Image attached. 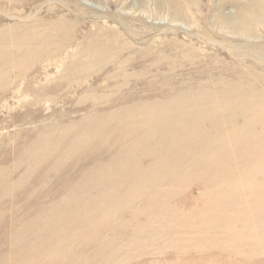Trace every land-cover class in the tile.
I'll list each match as a JSON object with an SVG mask.
<instances>
[{
    "label": "rangeland",
    "instance_id": "obj_1",
    "mask_svg": "<svg viewBox=\"0 0 264 264\" xmlns=\"http://www.w3.org/2000/svg\"><path fill=\"white\" fill-rule=\"evenodd\" d=\"M0 44L13 66L0 75V264H264V0H0Z\"/></svg>",
    "mask_w": 264,
    "mask_h": 264
},
{
    "label": "bare ground",
    "instance_id": "obj_2",
    "mask_svg": "<svg viewBox=\"0 0 264 264\" xmlns=\"http://www.w3.org/2000/svg\"><path fill=\"white\" fill-rule=\"evenodd\" d=\"M10 47L12 48L11 45H5V44L3 45V44H0V75H3V76L6 75V74L4 75L3 73H5V72H9V69H10L9 67H10V66L13 67V66L11 65V63H10L12 60H9V59H8V55L11 53ZM15 47H16V46H15ZM18 48H24L23 44L19 45ZM26 51H27V50H26ZM37 52H38V51H37ZM28 53H29V52H28ZM39 53H40V52H39ZM29 54H30V53H29ZM25 55H26V54H25ZM32 56H33V55H32ZM13 59L16 60V58H13ZM25 66H26V65H25ZM17 67H18V66H17ZM23 67H24V65H23ZM23 67H22V68H23ZM15 68H16V66H15ZM15 68H14V69H15ZM20 68H21V67H19V69H20ZM26 69H28V68H26ZM23 70H24V68H23ZM11 71H12V70H10V72H11ZM16 71H17V75H16V77H17V76H21V73L18 71V68L16 69ZM26 71H27V70H26ZM26 71H25V72H26ZM240 71H241V70H240ZM248 71H249V70H248ZM256 72H257V70H256ZM13 73H14V72H12V74H13ZM23 73H24V72H23ZM247 73H248V72H247ZM257 73H258V72H257ZM9 74H10V73H9ZM248 74H249V73H248ZM253 74H255V73H253ZM24 75H25V73H24ZM256 75H257L258 77H261V76H260L261 74H260V75L256 74ZM257 76H256V77H257ZM0 77H1V76H0ZM5 77H7V76H5ZM246 77H248V76H246ZM246 77H245V78H246ZM249 77H250V76H249ZM1 78H2V77H1ZM243 78H244V76H243ZM250 78H251V77H250ZM237 79H238V77H237ZM0 81H2V80L0 79ZM233 81H234V80H233ZM243 82H244V81H242V83H243ZM252 82H253V81H252ZM255 82H256V80H255ZM230 83H231V82H230ZM233 83H234V82H232V84H233ZM235 83H236V81H235ZM238 83H239V80H238ZM238 83H236V84H238ZM5 84H6V83H5ZM5 84H3V85H5ZM200 85H201V84H200ZM221 85H222V84H221ZM230 85H231V84H230ZM234 85H235V84H234ZM247 85H248V84H247ZM247 85H246V86H247ZM224 86H225V85H224ZM239 86H240V85H239ZM241 86L243 87V84H242ZM244 86H245V85H244ZM0 87H1V85H0ZM2 87H3V86H2ZM2 87H1V88H2ZM230 87H231V86H230ZM186 88H187V87H186ZM201 88H203V87H201ZM245 88H246V87H245ZM183 90H184V89H183ZM183 90H181L182 93H183ZM187 90H188V89H187ZM190 90H191V89H190ZM196 90H197V89H196ZM206 90H207V89H206ZM210 90H211V89H210ZM210 90L208 89L209 92H210ZM231 90H232V89H231ZM231 90H229V91H231ZM193 91H194V90L192 89V92H193ZM198 91H199V89H198ZM208 91H207V92H208ZM216 91H217V90H216ZM235 91H236V90H235ZM235 91H234V92H235ZM261 91H263V90H261ZM261 91H258V92L261 94ZM194 92H195V91H194ZM199 92H200V91H199ZM211 92H213V91H211ZM211 92H210V93H211ZM225 92H226V91H225ZM232 92H233V91H232ZM250 92H251V91H249V93H250ZM256 92H257V91H256ZM182 93L180 92V94H182ZM200 93H201V92H200ZM223 93H224V92H223ZM227 93H228V91H227ZM229 93H230V92H229ZM244 93H246V92H244ZM259 93H258V94H259ZM196 94H197V93H196ZM198 94H199V93H198ZM198 94H197V95H198ZM208 94H209V93H208ZM211 94H212V93H211ZM211 94H210V95H211ZM213 94H214V92H213ZM216 94H218V93H216ZM224 94H225V93H224ZM237 94H239V93H236V94L234 93V95H237ZM250 94H251V93H250ZM254 94H255V93H254ZM254 94H253V95H254ZM256 94H257V93H256ZM256 94H255V96H256ZM185 95H186V93H185ZM187 95H188V94H187ZM187 95H186V96H187ZM197 95H196V97H197ZM199 95H200V94H199ZM202 95H203V94H202ZM202 95H201V96H202ZM214 95H215V94H214ZM214 95H213V97H214ZM239 95H241V92H240ZM253 95H252V96H253ZM188 96H189V95H188ZM194 96H195V95H194ZM211 96H212V95H211ZM218 96H219V95H218ZM225 96H226V94H225ZM241 96H242V95H241ZM252 96H249V97L247 96V97H248L250 100H252V98H251ZM258 96H259V95H257V97H258ZM174 97H176V96H174ZM219 97H220V96H219ZM221 97H222V96H221ZM236 97H237V96H236ZM259 97H261V95H260ZM181 98H183V97L181 96ZM184 98H185V97H184ZM199 98H200V97H199ZM201 98H202V97H201ZM203 98H204V97H203ZM214 98H216V97H214ZM214 98H213V99H214ZM238 98H240V97L238 96ZM245 98H246V95H245ZM245 98H244V100H245ZM261 98H263V97H261ZM187 99H188V98H187ZM211 99H212V98H211ZM217 99H218V98H217ZM249 99H248V100H249ZM254 99H255V97H254ZM254 99H253V100H254ZM177 100H178V99H177ZM180 100H181V99H180ZM180 100L178 101V103L176 102L178 105H179V102H181ZM208 100H209V99H208ZM226 100H227V99H226ZM242 100H243V98H242ZM248 100H245L246 102L244 101V103H247ZM253 100H252V101H253ZM256 100H258V101L260 102V104H261L262 99H261V101H260L258 98L255 99V101H256ZM263 100H264V99H263ZM171 101H172V100H171ZM183 101H185V99L182 100V102H183ZM211 101H212V100H211ZM217 101L219 102V99H218ZM217 101L215 100V102H217ZM221 101H222V100H221ZM255 101H254V102H255ZM207 102H208V101H207ZM263 102H264V101H263ZM263 102H262V103H263ZM171 103H172V102H171ZM212 103H213V102H212ZM212 103H211V104H212ZM219 103H220V102H219ZM249 103H250V102H249ZM257 103H258V102H257ZM158 104H159V103H158ZM167 104H168V103H167ZM181 104H182V103H181ZM186 104H187V103H186ZM188 104H189V103H188ZM200 104H201V103H200ZM206 104H208V103H206ZM154 105H155V104H154ZM161 105H162V104H161ZM202 105H203V104H202ZM224 105H226V103H224ZM247 105H248V103H247ZM249 105H250V104H249ZM249 105H248V107H249ZM252 105H253V104L251 103V106H252ZM254 105H256V104L254 103ZM257 105H258V104H257ZM257 105H256V106H257ZM262 105H264V104H262ZM144 106H145V105H144ZM185 106H186V105H185ZM207 106H208V105H207ZM214 106H215V105H214ZM256 106H255V107H256ZM131 107H134V106H131ZM169 107H170V106H169ZM171 107H172V106H171ZM176 107H177V106H176ZM191 107H194V106H191ZM220 107H221V106H220ZM246 107H247V106H246ZM252 107H254V106H252ZM252 107H249V111H250V108L252 109ZM258 107H259V106H257L256 109H257ZM137 108H138V107H137ZM143 108H145V107H142V110H143ZM173 108H174V107H173ZM195 108H196V107H195ZM214 108H215V107H214ZM216 108H217V107H216ZM263 108H264V107H263ZM263 108H262V110H256V111H259V115L262 114V113H260V112L263 111ZM149 109H150V108H149ZM157 109H158V107H157ZM176 109H177V108H176ZM179 109H180V108H179ZM181 109H182V108H181ZM193 109H194V108H193ZM199 109H200V108H199ZM202 109H203V107H202ZM205 109H206V108H205ZM212 109H213V108H212ZM217 109H218V108H217ZM222 109H223V107H222ZM253 109H254V108H253ZM259 109H261V108H259ZM142 110H141V107H140V113H141ZM161 110H162V109H161ZM166 110H167V109H166ZM183 110H184V108H183ZM215 110H216V109H215ZM218 110H219V109H218ZM224 110H225V109H224ZM153 111H154V110H153ZM167 111H168V110H167ZM167 111H164V112H166V114H167ZM172 111H173V110H172ZM172 111H171V112H172ZM175 111H176V110H175ZM175 111H174V112H175ZM177 111H178V109H177ZM179 111L181 112V110H179ZM190 111H192V110H190ZM200 111H201V110H200ZM207 111H208V110H207ZM209 111H211V107H210ZM209 111H208V114H209ZM212 111L214 112V110H212ZM219 111H220V110H219ZM221 111H222V110H221ZM249 111H248V112H249ZM142 112H143V111H142ZM158 112H159V111H158ZM162 112H163V111H162ZM164 112H163L162 114H165ZM205 112H206V111H205ZM222 112H224V111H222ZM225 112H226V111H225ZM252 112H253V111H252ZM254 112H255V111H254ZM129 113H131V112H129ZM129 113H127V114H129ZM144 113H145V112H144ZM188 113H189V112H188ZM192 113H193V112H192ZM214 113H216V112H214ZM217 113H218V112H217ZM227 113H228V112H227ZM249 113H251V111H250ZM249 113H248V114H249ZM137 114H138V113H137ZM147 114H148V113H147ZM153 114H154V113H153ZM186 114H187V113H186ZM196 114H197V113H196ZM200 114H201V113H200ZM200 114H199V115H200ZM210 114H211V113H210ZM224 114H225V113H224ZM224 114H223V115H224ZM256 114H258V113H256ZM263 114H264V113H263ZM139 115H140V114H139ZM139 115H138V117H139ZM199 115H198V117H199ZM214 115H215V114H214ZM214 115H212V116L214 117ZM216 115H217V114H216ZM230 115H232V113H231ZM230 115H229V116H230ZM251 115H254V113L251 114ZM251 115H249V116H251ZM130 116H131V115H130ZM133 116L135 117L136 115H133ZM141 116H142V115H141ZM147 116H148V115H147ZM160 116H161V115H160ZM160 116H159V117H160ZM162 116H163V115H162ZM189 116H190V115H189ZM205 116H206V115H205ZM218 116L221 117L220 115H218ZM229 116H228V117H229ZM254 116H255V115H254ZM138 117H136V118H138ZM148 117H149V116H148ZM148 117H147V118H148ZM174 117H175V116H174ZM174 117H172V118H174ZM193 117H194V116H193ZM209 117H211V116H208V118H209ZM223 117H226V115H224ZM251 117H252V116H251ZM251 117H250V118H251ZM260 117H261V116H260ZM129 118H130V117H129ZM139 118H140V117H139ZM142 118H143V117H141V120H143ZM144 118H145V117H144ZM160 118H161V117H160ZM177 118H178V116H177ZM196 118H197V117H196ZM203 118H204V117H203ZM205 118H206V117H205ZM230 118H232V117L230 116ZM255 118H256V117H255ZM149 119H150V117H149ZM174 119H175V118H174ZM206 119H207V118H206ZM210 119H211V118H209L208 120H210ZM213 119H214V118H213ZM220 119H221V118H220ZM223 119H224V118H223ZM246 119H247L249 122L251 121V120H249L248 116H247ZM251 119H252V118H251ZM253 119H254V118H253ZM261 119H264V118H261ZM261 119H260V120H261ZM110 120H111V119H110ZM114 120H115V119H114ZM131 120H133V119H131ZM136 120H137V119H136ZM147 120H148V119H147ZM166 120H167V119H166ZM168 120H169V119H168ZM168 120H167V122H168ZM194 120H197V119H194ZM204 120H205V119H204ZM221 120H222V119H221ZM224 120L226 121L227 119H224ZM228 120H229V119H228ZM256 120H257V118H256L255 120H253L254 123H255ZM106 121H107V120H106ZM112 121H113V120H112ZM176 121H178V119H176L175 122H176ZM183 121H184V120H183ZM206 121H207V120H206ZM232 121H233V123L235 122L233 119H232ZM245 121H246V120H245ZM248 121H247V122H248ZM263 121H264V120H262V121H260V122H263ZM134 122H135V121H134ZM139 122L142 123V121H139ZM164 122H165V121H164ZM167 122H166V123H167ZM193 122H196V121H193ZM193 122H192V123H193ZM208 122H210V121H208ZM223 122H224V121H223ZM240 122H241V121H240ZM249 122H248V123H249ZM256 122H257V121H256ZM166 123H165V124H166ZM168 123H169V122H168ZM177 123H178V122H177ZM201 123L204 124L203 122H201ZM238 123H239V122H238ZM158 124H159V123H158ZM158 124H157V125H158ZM160 124H161V122H160ZM160 124H159V125H160ZM165 124H164V125H165ZM171 124H172V123H171ZM171 124L169 123V125H171ZM194 124H195V123H194ZM230 124H231V123H230ZM257 124H258V123H257ZM263 124H264V122L262 123V126H264ZM101 125H102V124H101ZM130 125H132V124H130ZM143 125H144V124H143ZM145 125H147V124H145ZM157 125H156V126H157ZM161 125H162V124H161ZM176 125H177V124H175V127H176ZM180 125H181V124H180ZM191 125H192V124H191ZM200 125H201V124H200ZM215 125H216V124H215ZM217 125H218V124H217ZM224 125H225V122H224ZM228 125H229V124H228ZM228 125H227V126H228ZM236 125H237V124H235V126H236ZM243 125H244V124H243ZM115 126H116V125H115ZM122 126H123V125H122ZM127 126H128V125H127ZM135 126H137V125H135ZM135 126H134V127H135ZM138 126H139V125H138ZM172 126H173V124H172ZM182 126H183V125H182ZM188 126H190V125H188ZM204 126H205V124H204ZM206 126H207V125H206ZM206 126H205V127H206ZM222 126H223V125H222ZM222 126H221V127H222ZM227 126H226V127H227ZM237 126H238V125H237ZM244 126H245V125H244ZM254 126H255V125H254ZM102 127H103V125H102ZM132 127H133V125H132ZM134 127H133V129H135ZM168 127H169V126H168ZM173 127H174V126H173ZM173 127H172V128H173ZM184 127H185V126H184ZM184 127H183V128H184ZM230 127H233V126L230 125ZM230 127H228V129H229ZM249 127H250V126H249ZM252 127H253V125H252ZM100 128H101V127H100ZM123 128H125V127H123ZM129 128H131V127H129ZM129 128H128V129H129ZM147 128H149V127H147ZM180 128H181V126H180ZM180 128H179V129H180ZM202 128H204V127H202ZM240 128H241V127H240ZM244 128H245V127H244ZM72 129H73V128H72ZM101 129H102V128H101ZM133 129H132L131 131H133ZM141 129H142V128H141ZM143 129H145V128H143ZM153 129H154V128H152L151 130L153 131ZM155 129H156V128H155ZM166 129H168V128H166ZM181 129H182V128H181ZM198 129H199V128H198ZM206 129H207V127H206ZM206 129H205V130H206ZM236 129H237V128H236ZM245 129H246V128H245ZM252 129H253V128H252ZM262 129L264 130V127H262ZM262 129H261V130H262ZM114 130H115V129H114ZM121 130H123V129H121ZM129 130H130V129H129ZM163 130H164V128H163ZM170 130H171V127H170ZM183 130H185V129H183ZM183 130H182V131H183ZM205 130H204V131H205ZM224 130H227V129H224ZM229 130H230V129H229ZM229 130H228V131H229ZM246 130H247V129H246ZM253 130H255V129H253ZM263 130H262V131H263ZM116 131H118V130H116ZM146 131H147V130H146ZM154 131H155V130H154ZM186 131H187V130H186ZM193 131H194V130H193ZM214 131H215V130H214ZM216 131H217V130H216ZM240 131H244V130L241 129ZM240 131H238V132L240 133ZM247 131H249V129H248ZM77 132H78V131H77ZM125 132H126V131H125ZM129 132H130V131H129ZM134 132H135V131H134ZM134 132H133V133H134ZM149 132H150V131H149ZM176 132H177V131H176ZM205 132H206V131H205ZM251 132H253V131H251ZM157 133H158V132H157ZM171 133H172V132H171ZM171 133H170V134H171ZM173 133H174V132H173ZM173 133H172V134H173ZM225 133H226V132H225ZM235 133H237V131H236ZM243 133H244V132H243ZM254 133H255V131H254L253 133H250V134H251V137H252V134H254ZM262 133H263V132H262ZM79 134H81V133H79ZM130 134H131V133H130ZM164 134H165V133H164ZM167 134H168V138H169V131L167 132ZM172 134H171V137H172ZM174 134L177 135L176 133H174ZM182 134H183V133H182ZM186 134H187V133H186ZM188 134H189V133H188ZM206 134H207V133H206ZM219 134H220V133H219ZM241 134H242V133H241ZM244 134H246L245 136H247V133H246V132H245ZM244 134H242V135H244ZM248 134H249V133H248ZM250 134H249V135H250ZM132 135H133V134H132ZM141 135H142V134H141ZM165 135H166V134H165ZM175 135H174V136H175ZM194 135H195V134H194ZM216 135H217V134H216ZM249 135H248V136H249ZM257 135H259V134L257 133ZM76 136H77V135H76ZM159 136H160V135H159ZM187 136H188V135H187ZM203 136H204V135H203ZM231 136H232V135H230V137H231ZM236 136H237V135H236ZM245 136H244V137H245ZM255 136H256V135H255ZM77 137H78V136H77ZM77 137H75V138L77 139ZM144 137H145V135H144ZM144 137H143V138H144ZM182 137H183V136H182ZM213 137H214V136H213ZM238 137H239V136H238ZM238 137H236L237 140L239 139ZM242 137H243V136H242ZM244 137H243V138H244ZM257 137H258V136H257ZM127 138H128V137H127ZM140 138H142V137H140ZM143 138H142V139H143ZM145 138H146V137H145ZM166 138H167V137H166ZM192 138H193V137H192ZM202 138H203V137H202ZM205 138H206V137H205ZM219 138H220V137H219ZM232 138H233V137H232ZM232 138H230V139H232ZM236 138H235V139H236ZM263 138H264V137H263ZM175 139H176V137H175ZM183 139H184V138H183ZM208 139H209V138H208ZM245 139H246V137H245ZM247 139H248V138H247ZM249 139H250V136H249ZM255 139H256V138H255ZM50 140H51V138H50ZM50 140H49V141H50ZM136 140H137V139H136ZM136 140H135V141H136ZM147 140H148V139H147ZM196 140H197V139H196ZM198 140H199V139H198ZM204 140H205V139H204ZM212 140H213V139H212ZM212 140H211V141H212ZM260 140H262V139H260ZM260 140H259V144H260ZM38 141H39V139H38ZM77 141H78V140H77ZM80 141H81V140H80ZM132 141H133V140H132ZM168 141H169V140H168ZM182 141H183V140H182ZM190 141H192V140H190ZM202 141H203V140H202ZM202 141H201V142H202ZM206 141H207V140H206ZM206 141H205L204 143H206ZM208 141H209V140H208ZM213 141H214V140H213ZM215 141H216V139H215ZM233 141H234V143H235V140H234V139H233ZM233 141H232V142H233ZM240 141H241V140H240ZM252 141H253V139H251L250 144L252 143ZM262 141L264 142V139H263ZM41 142H42V141H41ZM152 142H153V141H152ZM152 142H151V143H152ZM186 142H187V141H186ZM201 142H199V143H201ZM216 142H217V141H216ZM246 142H247V140H246ZM263 142H261V144H262ZM44 143L46 144L47 142H44ZM48 143H49V142H48ZM183 143H184V142H183ZM195 143H197V142H195ZM204 143H203V144H204ZM207 143H208V142H207ZM34 144H35V143H34ZM37 144H39V143H37ZM37 144H36V145H37ZM49 144H50V143H49ZM66 144H68V143L66 142ZM80 144H81V143H80ZM80 144H79V145H80ZM140 144H141V143H140ZM191 144H192V143H191ZM197 144H198V143H197ZM197 144H194V143H193L192 145H197ZM211 144H212V143H211ZM213 144H214V143H213ZM213 144H212V145H213ZM252 144H253V143H252ZM257 144H258V142H257ZM50 145L53 146L52 144H50ZM54 145L57 146L56 143H55ZM68 145H69V144H68ZM141 145H142V144H141ZM180 145H182V144H180ZM199 145H201V144H199ZM205 145H207V144H205ZM209 145H210V142H209ZM212 145H211V147H212ZM226 145H227V144H226ZM226 145H225V146H226ZM230 145H231V144H230ZM248 145H249V144H248ZM32 146H34V145H32ZM32 146H31V147H32ZM48 146H49V145H48ZM207 146H208V145H207ZM215 146H216V145H215ZM236 146H237V145H236ZM250 146H251V145H250ZM255 146H256V145H255ZM258 146H259V145H258ZM26 147H27V146H26ZM31 147H30V148H31ZM39 147H40V144H39ZM41 147H42V146H41ZM144 147H145V146H144ZM144 147H143V148H144ZM198 147H199V146H198ZM203 147L205 148V146H203ZM217 147H219V146H217ZM226 147H227V146H226ZM237 147H238V146H237ZM262 147H263V146H262ZM262 147H261V148H262ZM28 148H29V147H28ZM35 148H37V147H35ZM47 148H48V147H47ZM53 148H54V147H53ZM64 148H65V147H64ZM181 148H182V147H181ZM194 148H195V147H194ZM212 148H215V147H212ZM219 148H220V147H219ZM261 148L259 147L258 149H261ZM31 149H32V148H31ZM49 149H50V147H49ZM147 149H148V148H147ZM147 149H146V150H147ZM149 149H150V148H149ZM186 149H188V148H186ZM205 149H206V148H205ZM208 149H210V147H208ZM216 149H217V148H216ZM221 149H222V148H221ZM221 149H218V150H221ZM239 149H240V148H239ZM243 149H244V148H242V152H243ZM263 149H264V148H262V150H263ZM32 150H33V149H32ZM65 150L67 151L66 148H65ZM190 150H191V148H190ZM211 150H212V149H211ZM251 150H252V149H251ZM34 151H35V150H34ZM46 151H47V150H46ZM153 151H154V150H153ZM156 151H158V150H156ZM180 151H181V150H180ZM188 151H189V150H188ZM203 151H204V150H203ZM214 151H215V150H214ZM222 151H223V150H222ZM245 151H246V150H245ZM255 151H256V150H255ZM260 151H261V150H260ZM263 151H264V150H263ZM12 152H13V151H12ZM47 152H49V153L51 154L52 151L50 152V151L48 150ZM47 152H45V153H47ZM61 152L63 153V151H61ZM68 152H69V151H68ZM144 152H145V151H144ZM170 152H171V151H170ZM206 152H208V150H207ZM212 152H213V151H212ZM227 152H228V151H227ZM229 152H230V150H229ZM229 152H228V153H229ZM246 152H247V151H246ZM249 152L251 153V151H249ZM252 152H254V148H253ZM59 153H60V152H59ZM141 153H142V152H141ZM148 153H149V152H148ZM174 153H175V152H174ZM180 153H181V152H180ZM222 153H223V152H222ZM34 154H35V153H34ZM34 154H33V155H34ZM41 154H42V152H41ZM43 154H44V153H43ZM47 154H48V153H47ZM50 154H49L48 156H50ZM52 154H53V153H52ZM63 154H64V153H63ZM65 154H66V153H65ZM72 154H73V153H72ZM149 154H150V153H149ZM205 154H206V153H205ZM217 154H218V153H217ZM243 154H244V152H243ZM245 154H246V153H245ZM254 154H255V153H254ZM261 154H262V152H261ZM38 155H39V154H37V156H38ZM58 155H59V154H58ZM163 155H164V154H163ZM179 155H180V154H179ZM210 155H211V153L209 154V156H210ZM212 155H213V154H212ZM256 155H257V154H256ZM39 156H40V155H39ZM56 156H57V155H56ZM59 156H60V155H59ZM62 156H63V155H62ZM62 156H60V157H62ZM173 156H174V155H173ZM177 156H178V155H177ZM218 156H219V155H218ZM234 156H235V155H234ZM240 156H241V154H240ZM243 156H244V155H243ZM246 156H247V154H246ZM249 156H250V155H249ZM258 156H259V155H258ZM42 157H43V156H42ZM60 157H59V158H60ZM155 157L157 158V156H155ZM155 157H154V158H155ZM210 157H211V156H210ZM226 157H227V156H226ZM226 157H225V158H226ZM259 157H263V158H264V154H263V156H259ZM30 158H31V157H30ZM143 158H144V157H143ZM147 158H148V156H147ZM149 158H150V157H149ZM158 158H159V157H158ZM163 158H164V157H163ZM163 158H162V159H163ZM173 158H175V156H174ZM230 158H231V157H230ZM234 158H235V157H234ZM250 158H251V157H250ZM253 158H254V157H253ZM35 159H36V158H35ZM39 159H40V158L38 157L37 161H39ZM46 159H47V158H46ZM159 159H161V158H159ZM165 159L167 160V158H165ZM184 159H186V158H184ZM188 159H189V158H188ZM190 159H191V158H190ZM211 159H212V158H211ZM211 159H210V161H211ZM220 159H221V158H220ZM241 159H242V157H241ZM33 160H34V159H33ZM154 160H155V159H154ZM157 160H158V159H157ZM174 160H175V159H174ZM182 160H183V159H182ZM222 160H223V159H222ZM231 160H232V159H231ZM231 160H230V162H231ZM234 160H235V159H234ZM236 160H237V159H236ZM238 160H240V158H239ZM243 160H244V159H243ZM253 160H254V159H253ZM259 160H261V159H259ZM259 160L253 161V163L255 162L254 165H257V164L259 163V162L257 163V161H259ZM37 161L34 160V162H37ZM155 161H156V160H155ZM164 161H165V160H164ZM164 161H163V162H164ZM168 161H170V160H168ZM228 161H229V158H228ZM251 161H252V160H251ZM5 162H6V161H5ZM19 162H20V161H19ZM29 162H30V161H29ZM53 162H54V161H53ZM128 162H129V161H128ZM163 162H162V163H163ZM165 162H166V161H165ZM186 162L188 163V161H186ZM261 162H263V161H261ZM261 162H260V163H261ZM31 163H32V162H31ZM78 163H79V162H78ZM166 163L170 165V163H168V162H166ZM221 163H222V162H221ZM251 163H252V162H251ZM256 163H257V164H256ZM33 164H35V163H33ZM52 164H53V163H52ZM176 164H177V163H176ZM188 164H190V162H189ZM200 164H201V163H200ZM213 164H214V163H213ZM240 164H241V163H240ZM240 164H239V166L242 165V167H243V169H244V168H245L244 166H246V165H245V164L243 165V163H242L241 165H240ZM16 165H17V164H16ZM38 165H39V164H38ZM55 165H57V164H55ZM55 165H54V167H55ZM169 165H168V166H169ZM177 165H178V164H177ZM215 165H216V164H215ZM215 165H214V166L212 165V166L215 167ZM223 165H224V164H223ZM227 165H228V164H227ZM229 165H232V163H229ZM229 165H228V166H229ZM250 165H251V164H250ZM33 166H36V164L33 165ZM33 166H32V167H33ZM50 166H51V165H50ZM50 166H49V167H50ZM58 166H59V165H58ZM140 166H141V165H140ZM140 166H139V167H140ZM216 166H217V165H216ZM220 166H222V165H220ZM251 166H252V165H251ZM263 166H264V163H263ZM263 166H262V167H263ZM30 167H31V166H29V170H30ZM32 167H31V170L33 169ZM181 167H182V166H181ZM188 167H189V166H188ZM230 167H231V166H229V169H230ZM26 168H27V166H26ZM147 168H148V166H147ZM151 168H152V167H151ZM190 168H191V167H190ZM206 168H207V167H206ZM210 168H211V166H210ZM210 168H209V170H210ZM215 168H216V167H215ZM218 168H219V167H218ZM225 168H226V167H225ZM259 168H261V166H259ZM263 168H264V167H263ZM3 169H4V168H3ZM143 169H144V166H143ZM148 169L151 170L150 168H148ZM154 169H155V168H154ZM182 169H183V168H182ZM219 169H220V168H219ZM222 169H224V167H223ZM229 169H228V170H229ZM251 169H252V168H251ZM257 169H258V168H257ZM31 170H30V171H31ZM101 170H102V169H101ZM137 170H138V169H137ZM180 170H181V169H180ZM183 170H184V169H183ZM188 170H189V169H188ZM232 170H233V169H232ZM239 170H241V168H240ZM244 170H245V169H244ZM247 170H249V166H248V168L246 167V172H247ZM253 170H254V169H253ZM255 170H256V169H255ZM261 170H262V169H260L259 173H261ZM1 171H2V169H0V172H1ZM26 171H27V169H26ZM26 171H25V172H26ZM30 171H29V172H30ZM156 171H157V170H156ZM217 171H218V170H217ZM230 171H231V170H230ZM230 171H229V172H230ZM249 171L251 172V170H249ZM262 171H263V170H262ZM165 172H166V171H165ZM167 172H169V171H167ZM173 172H174V171H173ZM180 172H181V171H180ZM186 172H187V170H186ZM209 172H210V171H209ZM231 172H232V171H231ZM246 172H245V173H246ZM252 172H253V171H252ZM1 173H2V172H1ZM151 173H152V171H151ZM218 173H219V172H218ZM220 173H221V172H220ZM226 173H227V172H226ZM226 173H225V174H226ZM240 173H241L240 175H243V176L245 175V173L243 174V172H240ZM248 173H249V172H248ZM248 173H246V174L248 175ZM140 174H141V173H140ZM173 174H174V173H173ZM181 174H182V173H181ZM181 174H180V175H181ZM237 174H238V171H237ZM252 174H253V176H254V172H253ZM255 174H256V173H255ZM6 175H7V174H6ZM177 175H178V174H177ZM205 175H206V174H205ZM207 175H208V174H207ZM221 175H222V174H221ZM226 175H227V174H226ZM228 175H229V174H228ZM240 175H238L237 178L240 179V177H239ZM256 175H258V170H257V174H256ZM4 176H5V174H4ZM141 176H142V175H141ZM141 176H140V177H141ZM143 176H144V175H143ZM143 176L141 177V179L143 178ZM162 176H163V175H162ZM173 176H175V175H173ZM186 176H187V175H186ZM211 176H213V174H212ZM219 176H220V175H219ZM120 177H121V176H120ZM158 177H159V176H158ZM201 177H202V176H201ZM206 177H208V176H206ZM213 177H214V176H213ZM241 177H242V176H241ZM255 177H256V176H255ZM24 178H25V176H24ZM114 178H115V177H114ZM160 178H161V177H160ZM195 178H196V177H195ZM195 178H194V179H195ZM209 178H210V176H209ZM249 178H250V177H249ZM249 178H248V180H247L248 182H250V181L252 182V181L254 180V179H253V180H250V181H249ZM1 179H2V178H1ZM6 179H7V177L5 178V180H6ZM17 179H18V178H17ZM179 179H180V178H179ZM217 179H218V178H217ZM223 179H224V176H223ZM239 179H238V180H239ZM242 179H243V178H242ZM255 179H256V178H255ZM258 179H259V178H258ZM2 180H3V179H2ZM20 180L22 181L23 179H21V177H19V181H20ZM115 180H116V179H115ZM118 180H119V178L117 179V181H118ZM135 180H136V179H135ZM145 180H146V179H145ZM207 180H209V179L207 178ZM231 180H232V178H231ZM243 180H244V179H243ZM259 180H260V179H259ZM3 181H4V180H3ZM15 181H16V180H15ZM21 181H20V182H21ZM66 181H67V180H66ZM68 181H69V180H68ZM158 181H159V180H158ZM201 181H202V180H201ZM215 181H216V180H215ZM219 181H220V177H219L218 182H219ZM69 182H70V181H69ZM69 182H68V183H69ZM120 182H121V180H120ZM120 182H119V183H120ZM122 182H123V180H122ZM141 182H142V181H141ZM145 182H147V181H145ZM159 182H160V181H159ZM176 182H177V181H176ZM188 182H189V181H188ZM205 182H207V181H205ZM218 182H217V183H218ZM231 182H233V181H231ZM234 182H236V179L234 180ZM234 182H233V183H234ZM245 182H246V180H245ZM245 182H242V183L244 184ZM251 182L249 183V185L251 184ZM255 182H256V181H255ZM259 182H260V181H259ZM14 183H15V182H14ZM14 183H13V184H14ZM88 183H89V182H88ZM108 183H109V182H108ZM112 183H114V182H112ZM202 183H203V181H202ZM209 183H211V182L209 181ZM217 183H216V184H217ZM219 183H220V182H219ZM225 183H227V182H225ZM237 183H238V182H237ZM246 183H247V182H246ZM246 183H245V184H246ZM260 183H261V182H260ZM5 184H6V182H5ZM9 184H10V183H9ZM62 184H63V182H62ZM89 184H90V183H89ZM89 184H88V185H89ZM106 184H107V183H106ZM109 184H110V183H109ZM154 184H155V182H154ZM204 184H206V183H204ZM229 184H230V181H229ZM240 184H241V182L239 181V185H240ZM252 184H253V183H252ZM63 185H64V184H63ZM68 185H69V184H68ZM71 185H72V184H71ZM115 185H116V184H115ZM121 185H122V184H121ZM121 185H120V186H121ZM160 185H161V184H160ZM178 185H181V184H178ZM178 185H177V186H178ZM221 185H222V184H221ZM221 185H220V186H221ZM226 185H227V184H226ZM233 185H234V184H233ZM235 185H236V184H235ZM253 185H254V184H253ZM253 185H252V186H253ZM257 185H258V184H257ZM261 185H262V184H261ZM261 185H260V188L264 187V183H263V186H261ZM89 186H90V185H89ZM91 186H93V185L91 184ZM123 186H124L125 188H127L125 184H124ZM168 186H169V185H168ZM172 186H173V185H172ZM212 186H215V184L213 185V183H212V185H211L210 187H212ZM227 186H228V185H227ZM237 186H238V185H237ZM247 186H248V184H247ZM250 186H251V185H250ZM1 187L3 188L4 185L1 186ZM5 187H6V186H5ZM7 187H8V186H7ZM9 187H10V186H9ZM94 187H95V186H94ZM108 187H110V186H108ZM117 187H118V185H117ZM206 187H207V186H206ZM216 187H217V185H216ZM216 187H214V188H216ZM229 187L231 188L232 185L228 186V188H229ZM235 187H236V186H235ZM235 187H233V188H235ZM239 187H240L239 189H241V186H239ZM243 187H244V186H242V188H243ZM258 187H259V186H257L256 188H258ZM120 188H121V187H120ZM226 188H227V187H226ZM236 188H237V187H236ZM4 189H5V188H4ZM4 189H3V190H4ZM112 189H113V188H112ZM116 189H118V188H116ZM222 189H223V188H222ZM253 189H254V188H253ZM253 189H251V190H253ZM118 190H119V189H118ZM129 190H130V189H129ZM144 190H145V189H144ZM217 190H218V189H217ZM230 190H231V189H230ZM230 190H229V191H230ZM236 190H238V188H237ZM236 190H234V191H235L234 193L237 192ZM243 190H245V189H243ZM246 190H248V189H246ZM263 190H264V188H263ZM132 191H133V190H132ZM137 191H138V190H137ZM137 191H136V192H137ZM225 191H226V189H225ZM229 191H228V192H229ZM253 191H254V190H253ZM258 191H259V190H258ZM258 191H254V192H258ZM130 192H131V191H130ZM207 192H208V191H207ZM244 192L249 193V192H250V189H249V192H247V191H244ZM113 193H114V192H113ZM134 193H135V192H134ZM213 193H214V192H213ZM218 193H219V192L217 191V195H218ZM226 193H227V191H226ZM229 193H230V192H229ZM229 193H228V194H229ZM239 193H240V191H239ZM246 193H245V195H248V194H246ZM252 193H253V192H252ZM260 193H261V192H260ZM260 193H258V194H260ZM108 194H109V193H108ZM204 194H205V193H204ZM207 194H208V193H206V195H207ZM243 194H244V193H243ZM243 194H242V195H243ZM254 194H256V193H254ZM254 194H253V196H254ZM258 194H257V195H258ZM105 195H106V194H105ZM112 195H113V194H112ZM124 195H125V194H124ZM132 195H133V194H132ZM166 195H167V194H166ZM210 195H211V194H210ZM220 195H222V194L220 193ZM223 195H224V194H223ZM231 195H232V194H231ZM236 195H237V193H236ZM236 195H235V197H236ZM240 195H241V194H240ZM242 195H241V196H242ZM257 195H256V196H257ZM133 196H134V195H133ZM213 196H214V195H213ZM215 196H216V195H215ZM215 196H214V197H215ZM224 196H225V195H224ZM232 196H233V198H235L234 195H232ZM238 196H239V194H238ZM238 196H237V197H238ZM241 196H240V197H241ZM251 196H252V195H251ZM260 196H261V194H260ZM154 197H155V196H154ZM159 197H160V196H159ZM205 197H206V196H205ZM220 197H221V196H220ZM240 197H239V199H241L242 197H245V196H242L241 198H240ZM262 197H263V196H262ZM102 198H103V197H101V199H102ZM147 198H148V197H147ZM155 198H156V197H155ZM167 198H169V197L167 196ZM167 198H166V199H167ZM247 198H249V197H247ZM103 199H104V198H103ZM103 199H102V200H103ZM108 199H109V198H108ZM110 199H111V198H110ZM114 199H115V198H114ZM114 199H113V200H114ZM133 199H134V198H133ZM135 199H136V198H135ZM150 199H151V197H150ZM225 199H226V197H225ZM228 199H231V198L228 197L226 200H228ZM236 199H237V198H236ZM242 199H243V198H242ZM263 199H264V197H263ZM102 200H101V201H102ZM104 200H105V199H104ZM113 200H112V201H113ZM118 200H119V199H118ZM139 200H141V198H139ZM143 200L145 201V199H143ZM143 200H142V201H143ZM157 200H158V199H157ZM164 200H165V198H164ZM214 200H215V199H214ZM257 200H258V199H257ZM261 200H262V199H261ZM101 201H100V202H101ZM128 201H129V200H128ZM136 201H137V200H136ZM151 201H152V199L150 200V202H151ZM160 201H161V200H160ZM224 201H225V200H224ZM228 201H229V200H228ZM228 201H227V203H228ZM235 201H237V200H235ZM235 201H233V202L231 201L232 204H233ZM105 202H106V201H105ZM110 202H111V201H110ZM117 202H118V201H117ZM120 202H121V201H120ZM122 202H124V201L122 200ZM130 202H131V201H130ZM156 202H157V201H156ZM166 202H168V201H166ZM247 202H250V201H247ZM131 203H132V202H131ZM214 203H215V202H214ZM235 203H236V202H235ZM251 203H252V202H251ZM125 204H126V203H125ZM125 204H124V205H125ZM155 204H156V203H155ZM165 204H166V203H165ZM167 204H168V203H167ZM216 204H217V203H216ZM244 204H245V202H244L242 205L245 206ZM254 204H255V203H254ZM100 205H101V203H100ZM122 205H123V203H122ZM157 205H158V204H157ZM157 205H156V206H157ZM233 205H234V204H233ZM233 205H232V206H233ZM236 205H239V204L236 203ZM246 205L248 206L249 204H246ZM39 206H40V205H39ZM126 206H127V205H126ZM131 206H132V205H131ZM170 206H171V205H170ZM214 206H215V205H214ZM218 206H219V205H218ZM218 206H217V207H218ZM223 206H224V205H223ZM230 206H231V205H230ZM230 206H229V207H230ZM251 206H252V205H251ZM253 206L255 207L256 205H253ZM253 206L251 207V208H252L251 211L254 210V209H253ZM257 206H258V205H257ZM101 207H103V204L101 205ZM159 207H160V206H159ZM167 207H168V206H167ZM240 207H241V206H239L238 208L241 209ZM258 207H259V206H258ZM260 207H261V206H260ZM260 207H259V209H262V208H263V207H261V208H260ZM43 208H44V206H43ZM103 208H104V207H103ZM107 208H108V207H107ZM133 208H134V207H133ZM155 208H156V207H155ZM203 208H204V207H203ZM233 208H234V207H233ZM242 208H243V207H242ZM248 208H250V206H249ZM248 208L246 207V209H248ZM39 209H40V207H39ZM109 209H110V208H109ZM109 209H108V210H109ZM134 209H135L134 212L136 213V212H137V211H136L137 208H134ZM170 209H171V208H170ZM173 209H174V208H173ZM229 209H230V208H229ZM243 209H244V208H243ZM243 209H241V212H242ZM263 209H264V208H263ZM37 210H38V209H37ZM67 210H68V209H67ZM110 210H112V208H111ZM110 210H109V211H110ZM113 210H114V209H113ZM131 210H132V209H131ZM168 210H169V208H168ZM192 210H193V209H192ZM220 210H221V209H220ZM236 210H237V209H236ZM180 211H181V210H180ZM193 211H194V210H193ZM198 211H199V210H198ZM214 211H215V210H214ZM226 211H228V210H226ZM245 211H246V216H248V215H247V210H245ZM66 212H67V211H66ZM66 212H65V213H66ZM130 212H131V211H130ZM177 212H178V211H177ZM177 212H176V213H177ZM228 212H229V211H228ZM230 212H231V211H230ZM238 212H239V211H238ZM252 212H253V211H252ZM252 212H250V213L248 212V213L252 215ZM263 212H264V211H263ZM57 213H58V211H57ZM71 213H72V212H71ZM221 213H222V212H221ZM234 213H236L235 209H234ZM234 213H232V215H233ZM239 213H240V212H239ZM239 213H238V214H239ZM261 213H262V211H261ZM261 213H260V214H261ZM69 214H70V213H69ZM165 214H166V213H165ZM165 214H164V215H165ZM168 214H169V213H168ZM180 214H181V213H180ZM202 214H203V213H202ZM257 214H258V211H257ZM260 214H259V215H260ZM262 214H264V213H262ZM57 215H58V214H57ZM57 215H56V216H57ZM113 215H114V214H113ZM177 215H178V214H177ZM205 215L207 216V214H205ZM253 215H254V214H253ZM51 216H52V215H51ZM51 216H50V218H51ZM56 216H55V220H56ZM59 216H60V215H59ZM64 216H65L66 218L68 217V215H64ZM114 216H115V215H114ZM171 216H172V215H171ZM222 216H223V214H222ZM227 216H228V215H227ZM236 216H237V215H236ZM236 216H235V219H237ZM243 216H245V215H242V218H241L242 220H243ZM260 216H261V215H260ZM69 217H71V215H70ZM152 217H154V216H152ZM186 217H187V216H186ZM188 217H189V216H188ZM225 217H226V216H225ZM240 217H241V215H240ZM240 217H239V219H240ZM251 217H253V216H251ZM258 217H259V216H258ZM105 218H106V217H105ZM147 218H148V217H147ZM149 218H150V217H149ZM155 218H156V217H155ZM165 218H166V217H165ZM172 218L175 219L174 217H172ZM48 219H49V218H48ZM51 219H52V218H51ZM68 219H69V218H68ZM78 219H79V218H78ZM152 219H153V218H152ZM183 219H184V218H183ZM239 219H238V220H239ZM146 220H147V219H146ZM159 220H160V219H159ZM167 220H168V219H167ZM170 220H171V219H170ZM177 220H178V219H177ZM181 220H182V219H181ZM227 220H229V218H228ZM230 220H232V219H230ZM247 220H248V219H246V221H247ZM252 220H253V219H252ZM255 220H256V219H255ZM257 220H258V219H257ZM56 221H57V220H56ZM63 221H64V220H63ZM66 221H67V220H66ZM147 221H148V220H147ZM164 221H165V220H164ZM239 221H240V220H239ZM249 221H250V220H249ZM5 222H6V221H5ZM29 222H31V220H30ZM48 222H49V221H48ZM54 222H55V221H54ZM77 222H78V221H77ZM123 222H124V221H123ZM186 222H187V221H186ZM195 222H196V220L193 221V223H195ZM200 222H201V221H200ZM200 222H199V223H200ZM229 222L231 223V221H229ZM254 222H255V221H254ZM257 222H258V221H257ZM31 223H32V222H31ZM33 223H34V222H33ZM33 223H32V224H33ZM52 223H53V222H52ZM56 223H58V222H56ZM124 223H125V222H124ZM124 223H123V224H124ZM164 223H165V222H164ZM174 223H175V221H174ZM189 223H190V222H189ZM193 223H192V224H193ZM213 223H214V222H213ZM236 223H237V222H236ZM239 223H240V222H239ZM261 223H262V222H261ZM263 223H264V222H263ZM20 224H21V223H20ZM20 224H19V225H20ZM61 224H62V223H61ZM64 224H66V222H65ZM143 224H144V223H143ZM143 224H141V225H143ZM152 224H153V223H152ZM156 224H157V223H156ZM172 224H173V223H172ZM197 224H198V223H197ZM197 224H196V226H197ZM224 224H225V223H224ZM231 224H233V222H232ZM29 225H30V224H28V226H29ZM33 225H34V224H33ZM51 225H52V224H51ZM53 225H55V224H53ZM53 225H52V226H53ZM136 225H137V224H136ZM138 225H139V224H138ZM165 225H166V223H165ZM214 225H215V224H214ZM250 225H251V223H250ZM4 226H5V225H4ZM17 226H18V225H17ZM22 226H23V225H22ZM81 226H82V225H81ZM124 226H125V225H124ZM126 226H127V225H126ZM132 226H133V225H132ZM162 226H163V224H162ZM173 226H174V225H172V226H170V227H173ZM176 226H177V225H176ZM180 226H181V225H180ZM228 226H230V225H228ZM253 226H254V224H253ZM19 227H20V226H19ZM19 227H18V228H19ZM47 227H49V226L47 225ZM64 227H66V226H64ZM67 227H68V226H67ZM67 227H66V228H67ZM130 227H131V225H130ZM166 227H168V226H166ZM174 227H175V226H174ZM198 227H199V226H198ZM201 227H202V226H201ZM243 227H244V225H243ZM243 227H242V228H243ZM249 227H250V226H249ZM256 227H257V225H256ZM25 228H26V227H25ZM28 228L30 229V226H29ZM40 228H41V227H39V229H38L39 231H40ZM50 228L52 229V227H50ZM54 228H56V227H54ZM75 228H77V227H75ZM107 228H108V227H107ZM121 228H123V227H121ZM132 228H135V226L132 227ZM142 228H143V226H142ZM163 228H164V226H163ZM179 228H180V227H179ZM237 228H239V227H237ZM140 229H141V228H139L138 231H139ZM218 229L220 230V228H218ZM244 229H248V228H247V227H246V228L244 227ZM19 230H21V229H19ZM46 230H47V232H48V229H46ZM46 230L44 231V232H45L44 236L47 235V234H46ZM49 230H50V229H49ZM53 230H54V229H52V231H53ZM146 230H147V229H146ZM148 230H150V229H148ZM155 230H156V229H155ZM160 230H161V229H160ZM165 230H166V229H165ZM170 230H171V229H170ZM174 230H175V229H174ZM184 230H185V229H184ZM204 230H205V229H204ZM214 230H215V229H214ZM219 230H218V231H219ZM223 230H225V229L223 228ZM223 230H222V231H223ZM229 230L231 231V228H230ZM229 230H227V231L229 232ZM256 230H257V233H258V231H260L261 229H260V230L256 229ZM6 231H7V230H6ZM15 231H16V229H15ZM22 231H23V230H22ZM24 231H25V229H24ZM27 231H28V230H27ZM61 231H62V230H61ZM76 231H77V230H76ZM80 231H81V230H80ZM133 231H134V229H133ZM158 231H159V230H158ZM175 231H176V230H175ZM195 231H197V230L195 229ZM238 231H239V230H238ZM247 231H250V230H247ZM253 231H254V230H253ZM253 231H252V235L254 234ZM261 231H262V230H261ZM44 232H43V233H44ZM146 232H147V231H146ZM146 232H145V233H146ZM159 232H160V231H159ZM161 232H163V229H162ZM164 232L166 233V231H164ZM170 232H171V231H170ZM200 232H201V231H200ZM228 232H224V233L227 234ZM240 232H242V230L239 231V235H240ZM245 232H246V231H245ZM255 232H256V231H255ZM262 232L264 233V231H262ZM41 233H42V232H41ZM43 233H42V234H43ZM48 233H49V232H48ZM51 233H52V232H51ZM55 233H56V232H55ZM62 233H63V231H62ZM62 233H59V234H61V237H59V238H62ZM76 233H77V232H76ZM84 233H85V232H84ZM134 233H135V231H134ZM140 233H141V230H140ZM148 233H150V232H148ZM175 233H176V232H175ZM175 233H174V234H175ZM208 233H209V232H208ZM237 233H238V232H237ZM249 233H250V232H249ZM77 234H78V233H77ZM150 234H151V233H150ZM168 234H169V233H168ZM172 234H173V233H172ZM174 234H173V235H174ZM221 234H223V233H221ZM244 234H245V233H244ZM259 234H260V232H259ZM73 235H74V233H73ZM80 235H81V234H80ZM141 235H142V234H141ZM157 235H158V234H157ZM184 235H186V234H184ZM203 235H204V234H203ZM206 235H207V234H206ZM237 235H238V234H237ZM245 235H246V234H245ZM250 235H251V234H250ZM254 235H256V233H255ZM0 236H1V235H0ZM53 236H54V235H53ZM82 236H83V235H82ZM82 236H81V237H82ZM174 236H176V235H174ZM200 236H201V235H200ZM200 236H199V237H200ZM221 236H222V235H221ZM248 236H249V235H248ZM262 236H264V235L262 234ZM12 237H14V235H13ZM41 237H42V235H41ZM57 237H58V236H56V237H54V238H57ZM75 237H76V236H75ZM81 237H80V238H81ZM142 237H143V236H142ZM166 237H167V236H166ZM172 237H173V236H172ZM185 237H187V236H185ZM197 237H198V236H197ZM214 237H215V236H214ZM239 237H241L242 240H243V237L246 238L244 235H243V237H242V236H238V238H239ZM249 237H250V236H249ZM251 237H253V236H251ZM251 237H250V239H252ZM255 237H256V236H255ZM19 238H20V237H19ZM42 238H44V237H42ZM42 238H41V240H38V241H42ZM46 238H48V237H46ZM59 238H58V239H59ZM63 238H65V237H63ZM76 238H77V237H76ZM143 238H145V237H143ZM155 238H156V237H155ZM205 238H206V236H205ZM205 238L203 237V239H204L205 241H207ZM259 238L261 239V237H259ZM259 238H258V239H259ZM262 238L264 239V237H262ZM2 239H3V238H2ZM9 239H10V237H9ZM16 239H17V238H16ZM39 239H40V238H39ZM73 239H74V237H73ZM77 239H78V238H77ZM137 239H138V238H137ZM153 239H154V238H153ZM153 239H152V240H153ZM160 239H161V238H160ZM175 239H176V238H175ZM253 239H254V238H253ZM0 240H1V239H0ZM7 240H8V239H7ZM74 240H75V239H74ZM78 240H79V239H78ZM143 240H144V239H143ZM217 240H218V239H216V241H217ZM229 240H230V238H229ZM255 240H256V239H255ZM1 241H3V240H1ZM10 241H11V240H10ZM46 241H47V239H45V242H46ZM57 241L59 242V240H56V239L54 240V242H57ZM60 241H61V240H60ZM138 241H139V240H138ZM150 241H151V240H150ZM162 241H163V240L161 239V244H162ZM175 241H176V240H175ZM227 241H228V239H227ZM246 241H247V240H246ZM249 241H250V240H249ZM121 242H122V241H121ZM136 242H137V241H136ZM136 242H135V243H136ZM146 242H147V240L145 241V243H146ZM182 242H183V241H182ZM217 242H218V241H217ZM222 242H223V241H222ZM228 242H229V241H228ZM6 243H7V242H6ZM32 243H33V242H32ZM60 243H61V242H60ZM124 243H125V242H124ZM141 243H142V245H143V242H141ZM147 243H148V242H147ZM155 243H156V241H155ZM157 243H158V242H157ZM157 243H156V244H157ZM190 243H191V242H190ZM224 243H225V242H224ZM230 243H231V242H230ZM230 243H229V245H230ZM236 243H237V242H236ZM239 243H240V241H239ZM39 244H40V243H39ZM45 244H46V243H45ZM58 244H59V243H58ZM63 244H64V243H63ZM121 244L123 245V242H122ZM133 244H134V242H133ZM137 244H138V243H137ZM214 244H215V243H214ZM232 244H233V243H232ZM232 244H231V245H232ZM241 244H242V242H241ZM241 244H240V246H239L240 248H241V246H243V244H242V245H241ZM244 244H245V242H244ZM246 244H247V243H246ZM249 244H251V243L249 242ZM255 244H256V243H255ZM3 245H4V243H3ZM41 245H42V246L44 245V240H43V244L41 243ZM41 245H40V250L43 251V250L41 249ZM48 245H49V244H48ZM48 245L46 244V246L44 247L45 250H47L46 248H48V247H47ZM53 245H54V244H53ZM55 245H56V244H55ZM112 245H113V244H112ZM142 245H141V246H142ZM151 245H152V244H151ZM157 245H158V244H157ZM225 245H226V243H225ZM231 245H230V247H234V246H231ZM50 246H51V245H50ZM125 246H127V245H124V247H125ZM131 246H132V245H131ZM141 246H138V248L141 247ZM193 246H197V245H193ZM208 246H209V245H208ZM208 246L206 245V247H208ZM235 246H238V245H235ZM247 246H248V245H247ZM58 247H59V246H58ZM105 247H106V245H105ZM114 247H115V246H113V248H114ZM116 247H118V246H116ZM121 247H122V246H121ZM133 247H134V246H133ZM135 247H137V246H135ZM135 247H134V248H135ZM154 247H155V246H154ZM244 247H245V246H244ZM61 248H63V247L61 246ZM127 248H129V247L127 246ZM131 248H132V247H131ZM141 248H142V247H141ZM181 248H182V247H181ZM209 248H210V246H209ZM250 248H251V247H250ZM35 249H37V248L35 247ZM38 249H39V248H38ZM103 249H104V248H102V251H103ZM114 249H115V248H114ZM125 249H126V247H125ZM212 249H213V248H212ZM50 250H51V249H50ZM54 250H56L55 247H54ZM57 250H58V249H57ZM61 250H62V249H61ZM63 250H65V247H64ZM108 250H111V249H108ZM139 250H140V249H139ZM234 250H235V249H234ZM241 250H242V248H241ZM243 250H245V249H243ZM246 250H247V248H246ZM248 250H249V249H248ZM254 250H255V252H256L257 248L254 249ZM37 251H38V250H37ZM41 251H40V252H41ZM58 251H59V252H62V251H60V250H58ZM183 251H184V250H183ZM65 252H66V251H65ZM113 252H114V251H113ZM113 252H112V253H113ZM120 252H121V251H120ZM123 252H124V251H123ZM158 252H159V251H158ZM205 252H206V251H205ZM205 252H204V253H205ZM213 252H214V251H213ZM229 252H230V251H229ZM234 252H235V251H234ZM243 252H244V251H243ZM246 252H247V251H246ZM37 253H39V251H38ZM49 253H50V252H49ZM63 253H64V251H63ZM117 253H118V252H117ZM117 253H116V254H117ZM200 253H201V252H200ZM211 253H212V252H211ZM219 253H220V252H219ZM235 253H236V252H235ZM250 253H253V252L250 251ZM257 253L259 254L258 251H257ZM54 254H56L55 251H54ZM57 254H58V252H57ZM108 254H109V253H108ZM108 254H107V255H108ZM208 254H209V253H208ZM246 254H247V253H246ZM111 255H112V254H111ZM118 255H119V254H118ZM121 255H122V254H121ZM216 255H217V254H216ZM233 255H234V254H233ZM244 255H245V253H244ZM248 255H250V254H248ZM254 255H255V254H254ZM38 256H39V255H38ZM51 256H52V255H51ZM109 256H110V255H109ZM113 256H114V254H113ZM127 256H128V255H127ZM212 256H213V255H212ZM212 256H211V258H212ZM218 256H220V255H218ZM237 256H238V253H237ZM245 256H247V255H245ZM42 257H43V256H42ZM110 257H112V256H110ZM123 257H124V256H123ZM123 257H122V258H123ZM249 257H250V256H249ZM37 259H38L37 261L40 262L39 258H37ZM42 259H43V258H42ZM112 259H113V258H112ZM114 259H115V258H114ZM199 259H200V258H199ZM234 259H235V256H234ZM251 259H252V258H251ZM46 260H47V259H46ZM110 260H111V258H110ZM110 260H109V262H110ZM30 261H31V260H30ZM42 261H43V260H42ZM42 261H41V262H42ZM48 261H49V260H48ZM111 261H112V260H111ZM113 261H114V260H113ZM218 261H219V260H218ZM245 261H246V260H245ZM32 262H33V261H32ZM41 262H40V263H41ZM45 262H46V261H45ZM100 262L103 263V261H100ZM115 262H116V260H115ZM196 262H197V261H196ZM29 263H30V262H29ZM34 263H36V262H34ZM113 263H114V262H113ZM190 263H191V262H190ZM46 264H47V263H46ZM99 264H101V263H99ZM103 264H104V263H103ZM107 264H108V262H107Z\"/></svg>",
    "mask_w": 264,
    "mask_h": 264
}]
</instances>
